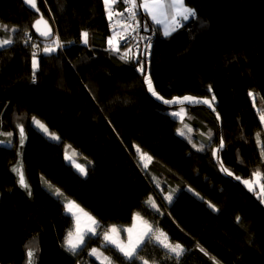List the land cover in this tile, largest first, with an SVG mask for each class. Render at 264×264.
Returning <instances> with one entry per match:
<instances>
[{
	"label": "trees",
	"instance_id": "1",
	"mask_svg": "<svg viewBox=\"0 0 264 264\" xmlns=\"http://www.w3.org/2000/svg\"><path fill=\"white\" fill-rule=\"evenodd\" d=\"M182 3L192 15L168 37L135 3L142 38L135 52L129 37L118 50L108 43L112 24L130 19L128 0H116L120 15L112 20L104 0H37L62 47L35 34L38 14L22 0H0V39L12 41L0 47V264H28V250L33 264H102L104 257L126 264L102 245L105 232L130 226L134 215L184 247L177 260L147 237L136 264H264V192L243 183L259 174L264 185V0ZM144 76L165 100L192 96L213 108L161 103ZM179 107L181 119L170 113ZM33 117L58 139L34 127ZM185 124L191 140L180 134ZM137 148L152 157L147 167ZM154 184L173 195L169 205ZM66 200L97 221L98 238L86 235L75 254L62 246L75 225Z\"/></svg>",
	"mask_w": 264,
	"mask_h": 264
},
{
	"label": "snow or ice",
	"instance_id": "2",
	"mask_svg": "<svg viewBox=\"0 0 264 264\" xmlns=\"http://www.w3.org/2000/svg\"><path fill=\"white\" fill-rule=\"evenodd\" d=\"M116 2V0H104V4H105V8L108 9L112 4H114ZM26 3L31 4L33 7H35V0H26ZM128 3L131 4L133 7H129L128 8V13L130 14V16H132L134 18L135 13L133 11V8L135 7V0H128ZM152 4H157L160 7H163V5H160V0H152ZM152 4H150L148 2V0H145V2L143 3V5L141 6L144 10H146L150 15L151 18L153 20H157V15L156 13L153 11V7ZM172 8L175 9L176 15L173 16V21L176 22L177 18H182L184 20H187L189 18L188 15H186V13H191V10L184 7L181 0H173L172 3ZM109 15V19H111L112 17V12L109 11L108 13ZM41 21L38 20L36 21V24H39ZM159 23V21H157ZM46 23V22H45ZM172 31H175V29H172ZM170 31L165 30L163 35L165 37H168L170 35ZM41 35L43 36H47L49 35V32H43L41 33ZM81 37L83 39V42L85 44H87L88 40V33L87 32H82L81 33ZM12 41L9 40H5L2 43L3 44H8L11 43ZM58 43V42H57ZM108 43L110 45L111 50H118L116 48V40L115 37H109L108 39ZM58 47H62V45H60L58 43ZM57 49L55 48H45L44 52L45 53H51L56 51ZM126 57H122V59H125ZM38 67V62H37V58L35 53L33 54V59H32V68H33V82H35V70ZM142 71V68L140 69ZM144 83L147 85V89L148 92H150L152 94L153 97H156L159 100H162L165 104H171L179 99H182L184 101H187L189 103H204V104H208L209 106H211V102L207 99H204L203 101L198 100L195 97L192 96H184L182 98H176L174 97L172 101H168V100H164L163 97L159 96L158 93L154 90L153 88V84H152V80L150 78V76H144ZM251 95V93H249ZM215 99V97H213V100ZM261 120L264 121V116L261 117ZM33 121L34 123L39 127V129H41L44 133H48L49 130L48 128L38 119H36L35 117H33ZM180 130H178L179 132ZM20 134L21 137H23L24 134V129L21 127L20 129ZM181 135H183L182 132H180ZM9 135H11V133H9ZM52 138L53 139H58L57 137H55L54 134H52ZM259 142V141H258ZM21 144H23V139H21ZM224 144H223V140H221V145L220 147L223 148ZM195 147V145H194ZM218 151V150H217ZM137 152H140V149L137 148ZM217 153L216 151L213 152V155L215 156ZM262 155H264V153H262ZM147 157V159L149 161H151L152 157L149 156L147 153H141L140 159L143 161L144 158ZM65 159L69 160L71 159L67 154L65 155ZM75 167L77 169H79V171L81 172V174H85V169L79 165L76 164ZM145 167H147V165H145ZM14 171H18L17 169H13ZM221 171L226 173L227 175L231 176L232 173L226 169L221 167ZM254 175H259V174H254ZM236 179L239 181L241 178L239 176L236 177ZM19 184L21 185V187L25 188L28 190V194L31 195V190L29 185L26 183L23 172L20 171L19 172ZM243 183L249 187V191H252V185L250 183V181L248 180H244ZM175 190H173L174 192ZM261 191L264 192V185H262L261 187ZM57 194H59L60 190L57 189L56 190ZM165 199H167L169 202L172 201L173 199V195L169 194L165 197ZM148 203L151 204L152 208H156V204L155 202L152 200L151 197H149ZM65 209L68 212H73L74 208H79V205H77L74 201H68L65 205H64ZM81 211H83L81 209ZM85 216H87L88 220L91 221V225H85L83 228L80 226L79 223V219H77V227H76V236L75 239H72V233L70 232L68 234V238L65 241V245L62 246H67V250L71 251L73 254H75L77 252V250L79 249V247H81L84 244L85 241V236L88 235L89 238H91V236L95 235L99 236V234L96 232V226L97 225V221L91 217L90 215H88L87 213H84ZM134 221L137 219V216L134 215L133 217ZM239 220V218H237ZM126 231L129 234V238H128V243L124 244L121 240L118 239L117 237V233H118V229L113 226L110 230V232L112 234H109V232H105L104 233V241L105 244L102 245L103 247L107 248L108 250H112V247L115 248V250H117L119 253L122 254V259L126 262V264H136V260H137V253L141 250V248L143 247V243L146 238L149 236L150 233V228L149 226H147V224H145V227L143 229V231H141L139 234H137L135 237H133L132 233H133V229L129 228L126 229ZM162 235H164L162 233ZM167 239V237L165 236V240ZM157 240L159 241V244L163 246V248L169 250L172 254H174L175 258L178 260L180 258V256L183 254L184 249L182 247V245L180 244H176L175 246L171 245L170 243H166L163 240H160L159 237H157ZM92 254L95 255L97 254V249H92ZM27 256H28V264H33L32 262V257L34 256V252L32 250H28L27 252ZM104 262H107V264H112V261L110 258L108 257H104V260L102 261V264H104ZM144 264H147V261H144Z\"/></svg>",
	"mask_w": 264,
	"mask_h": 264
},
{
	"label": "rangeland",
	"instance_id": "3",
	"mask_svg": "<svg viewBox=\"0 0 264 264\" xmlns=\"http://www.w3.org/2000/svg\"><path fill=\"white\" fill-rule=\"evenodd\" d=\"M7 40V39H6ZM5 41L3 39H0V47L1 46H4L6 44H3L2 42ZM252 97H254V94H252ZM170 113L172 114V116L174 117H177L179 119L183 118V116L185 115V110L183 107H179L178 109H172L170 111ZM264 116V114L260 115V118ZM37 119V118H36ZM39 120V119H38ZM262 121V120H261ZM31 124L36 127L38 130H40L45 136L51 138L52 137V134L55 135V137L58 138V136L55 134V133H52V132H48V133H44L41 129H39V127L34 123L33 121V118L31 119ZM262 124L264 125V121H262ZM45 125V124H44ZM46 126V125H45ZM184 132L181 131L183 133V135H185L186 137H188V139H192V134L194 133V131L188 127V125H184ZM1 143L2 140H0ZM4 144V143H3ZM199 148V147H198ZM139 158L141 156V153L139 152ZM71 159L67 160L68 163H70L72 166H75L76 164H79L75 157L72 156L71 154H67ZM251 157V156H250ZM142 165L145 167V165H148L149 164V160L147 159V157L144 158V160L142 161L140 159ZM80 165V164H79ZM83 167V166H82ZM245 180H248L250 181L251 185H252V189L255 191L256 194L259 193V190L261 189V182L259 181V176L256 175L254 176L252 179H245ZM244 181V180H243ZM154 190H155V194L157 195V197L162 201V203L164 205H169L171 202H169L167 199H165V197L167 195H169L170 193H167V192H164L162 190V186L161 185H157V184H154ZM248 187V186H247ZM249 188V187H248ZM155 197H154V201H155ZM68 201H71V200H66L65 204L68 202ZM73 217H74V221H75V225H74V230L72 231V239H75V236H76V227H77V219H79V223H80V226L83 228L85 225H91V221L88 220L87 216L84 215V211H81V208H74L73 209V212H69ZM137 216V219L133 222L130 226L124 228V229H121V228H117L118 229V233L116 234L118 239L121 240L124 244H127L128 243V238H129V234L128 232L126 231V229H129V228H132L133 229V237H135L137 234H139L141 231H143L144 227H145V224H147V226H149L150 228V233H149V236L153 241L159 243V241L157 240V237L160 238V240H163L165 241L166 243H170L171 245L175 246L176 244L178 243H171L168 239V236L167 234L159 229V228H155V227H151L140 215H136ZM95 227V226H94ZM112 228V227H111ZM111 228L107 231L109 232V234H112L110 232ZM162 233L164 235H162ZM165 236L167 237V239L165 240ZM183 247V246H182ZM184 249V247H183ZM99 260H102V258L100 257V255L97 254L96 256Z\"/></svg>",
	"mask_w": 264,
	"mask_h": 264
},
{
	"label": "crops",
	"instance_id": "4",
	"mask_svg": "<svg viewBox=\"0 0 264 264\" xmlns=\"http://www.w3.org/2000/svg\"><path fill=\"white\" fill-rule=\"evenodd\" d=\"M144 2H145V0H135L136 5L139 4L140 6H142ZM148 2L150 4H152V0H148ZM181 2H182V0H181ZM172 3H173V0H160V5H163V7H160L157 4H152L153 11L157 15V20H153L151 18V15L146 10H144L141 7L143 12H145L148 15V19L151 22H153V23H155V24H157L159 26V29H160L162 34L164 33L165 30L170 31V33H171L172 29H175L177 26L180 25L181 22L184 21V19L179 18V17L177 18L176 22L173 21V16L176 15V12H175V9L172 8V6H171ZM106 11H107V15H108L109 11L112 12L111 20L117 18V16L120 15V13L117 11V9H115L114 4H112L108 9H106ZM186 15H188L189 18H190L192 14L191 13H186ZM108 18H109V15H108ZM157 21H159V23ZM111 37H115L116 48L120 49L121 48V42L119 41L117 33H114ZM73 167H74L75 170H77L81 174L79 169H77L75 166H73ZM82 175H84V174H82Z\"/></svg>",
	"mask_w": 264,
	"mask_h": 264
},
{
	"label": "water",
	"instance_id": "5",
	"mask_svg": "<svg viewBox=\"0 0 264 264\" xmlns=\"http://www.w3.org/2000/svg\"><path fill=\"white\" fill-rule=\"evenodd\" d=\"M22 2H23V5L28 9V10H30L31 12H34V13H36V14H38V17L33 21V24H32V27H33V30H34V32H35V34L39 37V38H41V39H43V40H49V39H51L53 36H54V29H53V27L51 26V24L49 23V21L46 19V18H44L43 16H42V14H41V12L39 11V9H38V5H37V0H35V7H33L31 4H28V3H26V0H22ZM38 20H40L41 22L39 23V24H36V21H38ZM46 22V23H45ZM43 32H49V35H47V36H43V35H41V33H43ZM149 50V49H148ZM150 93V92H149ZM151 94V93H150ZM152 95V94H151ZM160 96V95H159ZM153 97V96H152ZM154 99H156L157 101H159V102H161V103H164L162 100H159V99H157L156 97H153ZM176 98H180V97H176ZM165 100V99H164ZM173 100V98L172 99H170V100H168V101H172ZM198 100H200V101H203L204 99L203 98H201V99H198ZM165 104V103H164ZM180 104H197V103H189V102H187V101H184V100H182V99H179V100H177V101H175V102H173V103H171V104H166V105H168V106H177V105H180ZM199 104H204V103H199ZM204 105H206V106H208L209 108H213L212 106V103H211V106H209L208 104H204ZM20 129H21V126H20Z\"/></svg>",
	"mask_w": 264,
	"mask_h": 264
},
{
	"label": "built area",
	"instance_id": "6",
	"mask_svg": "<svg viewBox=\"0 0 264 264\" xmlns=\"http://www.w3.org/2000/svg\"><path fill=\"white\" fill-rule=\"evenodd\" d=\"M128 8H126V15L128 18H130L128 21L125 20V18H123L119 23L117 24H112L113 27L115 28V33H117L118 38H123V37H129L133 40V48L135 50V52H137V50L139 49L138 43H139V39L141 38V33L139 30V23L136 20L132 19V16H130V14L128 13ZM150 38H144V42H147ZM58 40L55 38H52L50 43L52 44H57L58 45ZM60 44V43H59Z\"/></svg>",
	"mask_w": 264,
	"mask_h": 264
}]
</instances>
